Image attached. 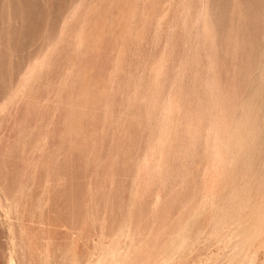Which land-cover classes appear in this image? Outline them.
Here are the masks:
<instances>
[{
  "label": "rangeland",
  "instance_id": "rangeland-1",
  "mask_svg": "<svg viewBox=\"0 0 264 264\" xmlns=\"http://www.w3.org/2000/svg\"><path fill=\"white\" fill-rule=\"evenodd\" d=\"M161 263L264 264V0H0V264Z\"/></svg>",
  "mask_w": 264,
  "mask_h": 264
},
{
  "label": "bare ground",
  "instance_id": "bare-ground-1",
  "mask_svg": "<svg viewBox=\"0 0 264 264\" xmlns=\"http://www.w3.org/2000/svg\"><path fill=\"white\" fill-rule=\"evenodd\" d=\"M157 203V202H156ZM187 237V236H186ZM183 238V237H182ZM172 253V252H171ZM162 264V263H161Z\"/></svg>",
  "mask_w": 264,
  "mask_h": 264
}]
</instances>
